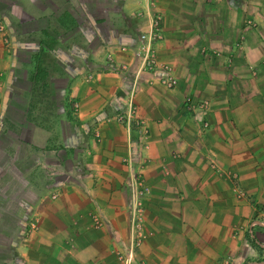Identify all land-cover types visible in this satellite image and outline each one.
<instances>
[{
	"label": "crops",
	"instance_id": "obj_1",
	"mask_svg": "<svg viewBox=\"0 0 264 264\" xmlns=\"http://www.w3.org/2000/svg\"><path fill=\"white\" fill-rule=\"evenodd\" d=\"M154 11L153 47L172 64L173 88L135 55ZM0 21L9 35L8 47L0 37V238H18L1 264H121L113 247L127 236L140 165L148 236L135 259L264 264V0H0ZM196 45L220 56L201 67ZM130 93L145 149L137 128L103 120ZM186 95L207 110L186 111ZM212 159L249 199H235ZM95 206L97 230L85 227ZM33 211L38 230L22 238L18 224Z\"/></svg>",
	"mask_w": 264,
	"mask_h": 264
},
{
	"label": "rangeland",
	"instance_id": "obj_2",
	"mask_svg": "<svg viewBox=\"0 0 264 264\" xmlns=\"http://www.w3.org/2000/svg\"><path fill=\"white\" fill-rule=\"evenodd\" d=\"M155 2H156V0H152V5H149V7L150 8H154L155 7ZM154 14H158V16H159V23H160V30H161L162 29L161 28L162 15H161L160 12L154 11L151 14V17ZM191 16H193V15H190V14H179V17L182 20H188L189 18H191ZM246 23L250 24V22L248 20L246 21ZM161 35H162V31H161ZM196 47H197V50H198L199 54L197 53V56L195 55V58H196L195 62L200 64L201 67H203L205 59H209V58L215 59V58H218L220 56V52H219L218 49H216V47L210 48L207 45H196ZM160 62H163V61H160ZM163 63L167 64L170 67L171 71H173L172 70L173 69L172 68V64L167 63V62H163ZM142 71H147V70H142ZM172 75H173V73H172ZM186 98H189V100L193 104L198 102L197 100H194L189 95H186L184 97L183 101ZM127 100L131 101L132 113L130 114V118H129L130 120L126 123L125 120L124 121H119V120H116L115 117L117 115L126 116L127 111H128V107H127V102L128 101ZM182 106L184 107V109L186 111L194 112V110L192 111V110L187 109L184 106V103H182ZM103 120H105V121L113 120L115 122L122 123L127 128L128 127L130 128L132 126L137 128L139 136L141 138L142 148H144V149L147 148L148 127H147L145 119L143 117H141L140 115H138V113H137V107H136V105L133 102V94L132 93H130L127 96V98L125 100L124 108L121 111L116 112V113H114L111 116H107ZM95 136H97V135L95 134ZM209 166L218 175L223 174L229 180V183H230L229 191L235 197V199L237 201H240L241 199H249L248 195L238 186L237 181H236L235 173H233V172H231L229 170H226V171L221 170L219 168V166L217 165V163L215 162V160H213V159L209 161ZM130 181H131V183H130V188H129V206L127 208L128 218H127V221H126V235L127 236L124 238V241L122 242L123 244H121L120 246L113 247V252H114L113 254H114L115 259L118 262H120L121 264H132L133 262H136L137 264H144L143 261L135 259L136 252L140 248V246L143 243V241L145 240V238L148 236L147 231L144 229L145 209H144V205H143V197L146 196L149 193L150 190H149V187L147 186V184L145 183L144 177L142 175L141 165L139 167H137L132 172V174L130 176ZM139 182H141L145 187H147V189H148L147 193L143 194L140 186L138 185ZM133 185H135L134 186L135 187V191L137 192V198L134 199V200L131 197V189H132L131 187ZM51 197L53 198V197H55V195L51 194ZM261 210L262 209H261L260 206L256 207V205H255V214L260 212ZM137 216H139L138 220L136 218ZM250 222L251 221L247 222V224H249ZM263 222H264V220L260 221V223H263ZM136 223L138 224L137 226H136ZM12 224L13 223H11V222H6V223H4V226H5V228H7V230H11ZM38 224H39V216L37 214V211L31 212L26 220L25 219L21 220L19 222V224H18L19 225L18 230H20L21 234L22 233L24 234V237H22V238H27L29 236V234L36 233L37 230H38ZM104 224H105V221L103 220V218L101 216L100 209L97 206H95V208H93V210L90 213L88 221L85 222V227L97 230V229L102 228L104 226ZM15 225L16 224L14 222V226L13 227H15ZM244 230H247V229L245 228ZM137 233L142 234L143 238L141 239L140 244L135 247L134 246V238H135V235ZM246 236L247 237H246L245 241L248 242V245H250V246L255 245L254 244L255 242H253V240L248 235H246ZM17 239L18 238H11V237L0 238V264L2 262L1 261L2 259H9V258L11 259L12 257H14L13 252H11V247H12V244L17 241ZM130 251L132 253L131 256H129L130 255ZM223 263L224 264H230L231 263V259L229 257H227V258H225L223 260ZM5 264H11V263H10V261H8V263H5Z\"/></svg>",
	"mask_w": 264,
	"mask_h": 264
},
{
	"label": "built area",
	"instance_id": "obj_3",
	"mask_svg": "<svg viewBox=\"0 0 264 264\" xmlns=\"http://www.w3.org/2000/svg\"><path fill=\"white\" fill-rule=\"evenodd\" d=\"M147 4L152 5V0H147ZM0 37L2 39V42L5 47H8L9 45V35L8 32L4 26V24L0 21ZM161 38V30H160V23H159V16L158 14H154L150 18V22L148 25V29L146 31H143L139 34V44L137 46V50L135 52V55L140 59V68L142 70L147 71H160V75L158 77L159 83L164 86L165 88H173L176 84V79L172 75V71L170 67L160 62L156 57V52L154 50L153 44L155 41L159 40ZM128 101V100H127ZM184 106L189 110H198V111H206L208 108V103L205 100H200L196 103H191L189 98H186L184 101ZM128 111L126 116L123 115H117L115 117L116 120L119 121H126V123L130 120V114L132 113V105L131 101L129 100L127 102ZM72 110L74 112L77 111V104L72 103ZM202 127H206L207 123L202 122ZM136 185V184H135ZM135 185H133L131 188V197L132 199L137 198V192L135 191ZM140 186L143 194L147 193L148 189L145 187L141 182L138 183ZM137 220L139 219V216L136 217ZM138 224L136 223V226ZM143 238V235L140 233H137L134 238V246H138L141 242V239ZM131 251L130 255L131 256Z\"/></svg>",
	"mask_w": 264,
	"mask_h": 264
}]
</instances>
